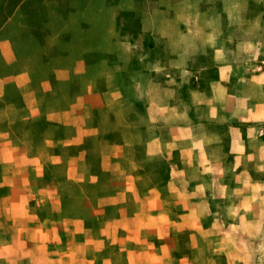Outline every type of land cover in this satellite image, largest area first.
<instances>
[{
    "label": "clouds",
    "instance_id": "9594fccd",
    "mask_svg": "<svg viewBox=\"0 0 264 264\" xmlns=\"http://www.w3.org/2000/svg\"><path fill=\"white\" fill-rule=\"evenodd\" d=\"M201 3L202 0H169L168 9L174 15L157 9L144 20V30H151L153 39L158 45L163 44L168 56L167 64L157 60L145 67L148 73H165L164 85L151 75L137 72L130 75L131 83L121 91L114 82L117 73L126 70L128 55L121 57L123 69L119 65L110 68L102 62L97 72L107 83L108 91L104 94L107 108L115 114L117 125L125 130L124 145L106 148L103 163L104 169L122 179L125 186L115 196L100 199L99 204H126L127 194L131 193L136 205L131 217L125 215V209H119L120 218L105 221L97 237L84 227L82 218L39 222L35 209L51 201L52 210L60 212V198L55 190L33 191L24 177L22 187L26 195L0 199V264H25V261L27 264H96V254L114 245H119L118 251L110 252L102 264H264V178H259L264 177V59H261L264 57V13L247 18L248 0H207L210 7L204 11ZM115 35L109 30L106 38L109 51L111 37ZM116 44L125 54L139 47L127 39ZM209 52L218 78L208 80L204 90L189 88V101L179 98V90L193 76L200 80L191 71L190 62L194 64L198 57H207ZM146 58V53L139 56L141 62ZM205 67L199 71L203 72ZM93 87L94 80L87 85V91L91 93ZM133 101L147 103L146 118L138 114L135 124L127 120ZM72 107L73 112L84 108L83 98H78ZM193 109L195 120L190 115ZM85 115L90 113L86 111ZM63 116L65 123L84 122V117L68 119V112ZM160 121L168 128L167 139L157 134ZM210 124L227 125V132L209 130ZM140 125L149 137L143 141L148 160L172 161L174 153H179L183 167L169 165V179L163 190L155 184L149 186L151 178L145 180L141 175H134L142 165L131 158L130 152L124 153L125 147L131 149L134 142H142L139 131H133ZM241 125L246 126V136ZM86 134L81 130L75 140L64 143H81ZM225 135L230 138L227 151L224 150ZM0 138L3 140L0 188L5 185L14 188V177L29 166L41 177L42 161L50 159L54 164L60 163L59 157L47 156L44 149L31 158L27 153L16 157L18 146L12 145L8 133H0ZM44 143L53 144L50 139ZM113 156L124 159L128 167H122L119 159L110 164ZM253 171L259 174L258 178L254 179ZM75 179L83 180V175ZM97 179L92 176L91 182L96 183ZM137 182L143 183L146 189L143 196ZM30 200L36 201L35 208L30 207ZM50 223L51 228L47 227ZM56 224L63 226L68 237L63 248L59 247L63 241ZM121 230L125 232L123 237L119 236ZM185 230L189 232L188 246L194 250L191 259L184 255L176 261L172 255L175 249L169 244L157 247L155 240L164 241L173 232ZM77 234L84 235L82 242L76 240ZM153 235L155 240L151 239ZM129 243L136 247L129 248ZM49 245L56 247L50 249Z\"/></svg>",
    "mask_w": 264,
    "mask_h": 264
},
{
    "label": "rangeland",
    "instance_id": "374dc122",
    "mask_svg": "<svg viewBox=\"0 0 264 264\" xmlns=\"http://www.w3.org/2000/svg\"><path fill=\"white\" fill-rule=\"evenodd\" d=\"M168 3L169 0H0V105L20 97V92L13 86L14 84L24 81L31 83L34 89L43 94L41 99L45 119L41 123L35 122L36 118L32 119L25 128L23 127L24 131L16 132L24 133L28 145L32 146L36 154L41 148L46 151L47 156L68 154L69 157L74 155L84 160L79 165L73 162H60L56 164L58 167L56 170L52 169V162H47L44 176L40 180L42 189L55 190L57 195L63 192L72 193V184L62 182V178L67 177L69 164H73L75 170L72 177L75 182H82L79 183L82 184L80 188H74L73 194L78 195L82 190L89 194L95 193L98 199L111 197L110 188L117 183H114L115 177L110 170H102V153L106 145L115 143L124 145L125 130L117 125L115 114L107 108L104 95L108 91L107 83L104 77L97 75V72L102 62H106L110 68L119 65L123 69L124 60L121 57L128 55L130 59L127 68L117 73L115 86L125 91L131 83L130 75L137 72L151 75L154 80L164 85L167 79L165 73H148L145 67L157 60L167 64L168 56L163 44L158 45L153 39L151 30H144V20L157 9L161 12L167 11L169 16L174 15V12L168 9ZM200 7L204 11L210 5L207 0H202ZM217 7H220L219 3ZM260 13H264V0H248L245 16L255 18ZM109 30L116 34L111 37V51L106 44ZM125 39L130 44L139 45L131 54L123 53L116 44L118 40ZM145 53L147 58L141 62L139 56ZM204 66L205 70L200 72L199 69ZM189 67L194 74L200 76V80L197 81L193 76L190 83L179 90V98L185 101L189 99V88L199 87L200 90H204L208 86V80L218 75L217 68L213 66L211 52L207 57H198L194 64L190 62ZM78 69L82 71L78 72ZM93 80L94 87L89 93L87 85ZM177 82L179 83L178 76ZM125 94L127 95L126 92ZM78 98H83L85 104L84 108L75 109V112L80 113L77 117H84L83 124L57 122L59 124L56 125L52 123L54 121L48 119L49 109L58 111L73 109L72 106L76 104ZM146 109V101H133L132 110L127 113L128 122L138 123L139 115L146 118ZM86 111L91 112L90 118L84 116ZM159 125L157 134L167 139L168 128L163 125V121H160ZM92 129L98 131L92 132ZM36 130H42L47 137L41 139V144L38 143L39 139L35 138ZM81 130L87 133L81 138V143H64L75 140ZM137 130L142 142H134L131 149L127 147L124 149L125 154L130 152L131 158L142 165L134 175H141L145 180L151 178L149 186L162 184L169 176V161L160 158L148 160L146 143L143 142L149 138L148 133L143 125L133 129ZM110 133L113 135L108 139ZM48 139L52 140V146L45 145L44 142ZM118 159L122 167H128L122 158L113 156L110 157V162ZM80 175H83V180L75 179ZM92 176L98 177L96 183H84ZM136 186L142 196L146 191L143 183L137 182ZM96 202L91 198L87 207L92 206L97 216L105 212L109 220L114 219L111 217L116 215L115 207L111 208V204L98 206ZM75 205L76 214L87 213L82 208L78 209L77 202ZM32 207L35 208L33 205ZM135 208L131 194L128 199V212L133 214ZM35 210L42 218L48 211V204L41 205Z\"/></svg>",
    "mask_w": 264,
    "mask_h": 264
},
{
    "label": "crops",
    "instance_id": "0c3cea01",
    "mask_svg": "<svg viewBox=\"0 0 264 264\" xmlns=\"http://www.w3.org/2000/svg\"><path fill=\"white\" fill-rule=\"evenodd\" d=\"M216 78H218V75ZM13 86L17 87V90L20 92V97L17 100L13 99L9 102H6V103L0 105V133H5V132L8 133V139L12 141V145L18 146V151L16 153H14V155L16 157H19V156L27 153L29 158H31V157L37 155L36 152L34 151L32 146L28 145V143L25 139L24 133L23 132L17 133L16 130L24 131L23 127L25 128L26 124H28L30 120L43 117V110L42 109L44 107V104H42V99H41L43 94L40 93L38 90L34 89L32 84L27 82V81L17 82V84H14ZM188 101H189V99H188ZM50 107L54 108L53 105H50ZM201 108L203 109L204 106H201ZM34 109H35V112L33 111ZM65 112L70 113V116L68 117V119H74L80 114L79 112H75V111L73 112V109H68V110H64V111H62V110L58 111L56 109L55 110L49 109V111L47 113V117H48V119H50L49 117H52L50 120L54 121V122L70 124V123L64 122L65 118H64L63 114ZM89 113L91 115V112H89ZM90 115L86 116L84 113L85 117H89ZM190 115L195 120L196 113H195L194 109H193V111H190ZM56 117H59V119ZM205 123L207 124V121H205ZM233 123L236 124L238 122L233 121ZM240 127L246 136V126L241 125ZM19 128H21V129H19ZM208 128H209V130L219 131L222 134L227 132V125L210 124V125H208ZM44 137H46V136H44V134L41 133L40 137L38 138L39 144H41V139ZM168 138H169V136H168ZM229 139L230 138L227 135H225V138H224V144H225L224 150L225 151L228 150ZM120 143H122V142H120ZM2 144H3V140H2V138H0V146H2ZM114 145H123V143L122 144L115 143V144H111L108 146L106 145V148H111ZM104 154H105V150L102 153V170L106 171L103 167V163H104L103 155ZM49 157H59L60 162H63V163L73 162V163H76V165L81 164L82 160H83L80 157L74 156V155H71L69 157L68 154L50 155ZM228 161L229 162L232 161L231 156L228 157ZM47 162L51 163L52 161L50 159H47L46 162L42 161V163H43V176H44V172L46 170V163ZM116 162H117L116 160L115 161L113 160L112 163L110 162V164L114 165ZM172 163H175L178 167H183V165H181L179 162V153L178 152L174 153L173 160L169 161V165ZM56 164L58 165V163H56ZM56 164L52 163V169L53 170H56L58 168V167H56ZM2 168H3V166H0V181H2V179H3ZM249 168L251 170V168H252L251 164L249 165ZM74 170H75V165L69 164V174H67L66 178H62V182L65 181L67 184H72L73 189H71L72 193L63 192L60 195H58L60 198L61 211L60 212L53 211L52 210L53 202L46 201V203L44 205L48 204V211L46 212L45 216H42V218L38 215L39 216V222H43L45 219H49L50 221H60L61 219H65V218H67V219L82 218L84 220V227L86 229H91L93 237H97L99 235L100 228L103 226V223L105 221L109 220L107 218L108 216L106 215L105 212H104V214L102 212L101 214H99L97 216V213H94V209L91 208L92 206L89 208L87 207L88 202L90 201L91 198H94L95 201H97L99 204L100 198L98 199V196L95 193L89 194L85 191L82 192V190H81V193H79V194L77 193L78 195L73 194V192L75 190L74 188H76V187L80 188L82 186V184H79L82 182H75V180L73 178H69L70 175L74 176V174H73ZM240 170L241 169H237L238 172ZM252 175H253L254 179L259 177V174L255 173L254 171L252 172ZM43 176L37 177L35 175V171H34L33 167L29 166L27 168V170L22 171L20 173V175L14 177V185H15L14 188L9 187L7 185L0 188V199H3V198L8 197V196H11L13 199H18L20 195H26L27 194L26 190L22 187V181H23L24 177L28 178V180L30 182V186H32V188H33V191H36L38 189H42L40 187V180L42 179ZM259 178H264V177H259ZM114 179H115L114 183H117V185L110 188L109 196H111V197L115 196L125 186V182L122 179H117L116 177ZM168 179H169V176L166 180H164L162 182V184H159L157 186H159L163 190L165 188V185H166ZM58 180L59 179L56 180L57 183H59ZM84 183H92L91 177ZM83 186H84V184H83ZM233 186H235L234 181H233ZM192 187H193V185L190 184L189 185L190 190ZM127 195H128V199H129L131 193H128ZM142 196H143V194H142ZM104 198H106V197H104ZM76 202L79 204L78 209L82 208V210L86 211L87 213L80 212V213L76 214V205H75ZM81 203H84V205H81ZM29 204H30V207H32V205L35 207L36 201L30 200ZM98 206H101V205L99 204ZM103 206H105V205H103ZM110 206H111V208L115 207V209H116V211H115L116 215L111 217V218L119 219L120 215H121L119 209H121V208L125 209V215H127L128 217H131V215H132L131 212H128V201L126 204H117V205H110ZM215 210L216 209H215V206L213 204V211H215ZM37 214H38V212H37ZM0 219H2V218H0ZM210 221H211V217H209V222ZM8 223L10 224L11 222L9 221ZM35 223H38V222H33V224H35ZM52 226H53V224L50 223L47 227L51 228ZM55 226L58 228V232H59V234L62 238V241H63V243L59 247L63 248V247H65V245L68 242V237L65 235L62 225L56 224ZM205 226H207V222H206ZM70 227H72V226L70 225ZM124 235H125V232L123 230H121L119 232V236L123 237ZM84 238L85 237L83 234H77V236H76V240L78 242H82L84 240ZM151 239L155 240V236L153 235L151 237ZM155 242L157 244V247H159V245L163 244V243L169 244L170 247H173L175 250L172 251V255H173V257L176 258V261H179V259L184 255H187L191 259L193 252H194V250H192L188 246L190 244L188 230H185L183 233L173 232L171 234V236L165 238L164 241L155 240ZM106 243H107V241H106ZM127 246L129 248L136 247L135 245H133L131 243H129ZM29 247H31V242H29ZM53 247H56V246L55 245H49L50 249ZM118 249H119V245H114V246H112L111 249L106 247L103 251H101L100 253H97L96 255H97L98 259H97L96 264H102V260L104 258H108L110 252L118 251ZM88 258H91V256L89 255ZM113 259H115V258L113 257ZM25 264H27L26 261H25Z\"/></svg>",
    "mask_w": 264,
    "mask_h": 264
},
{
    "label": "trees",
    "instance_id": "16d2710c",
    "mask_svg": "<svg viewBox=\"0 0 264 264\" xmlns=\"http://www.w3.org/2000/svg\"><path fill=\"white\" fill-rule=\"evenodd\" d=\"M44 117H45V116H44ZM44 117H41V118L36 119L35 122H38V123L43 122V120L45 119ZM52 123H54V124H56V125L59 124V123H57V122H52ZM41 133H42V130H36V131H34L35 138H36V139L39 138L40 135H41ZM112 135H113V134L110 133V134L108 135V139H110V137H112Z\"/></svg>",
    "mask_w": 264,
    "mask_h": 264
}]
</instances>
